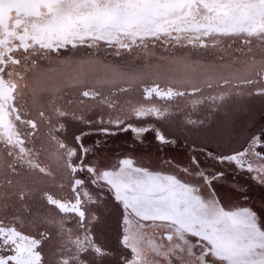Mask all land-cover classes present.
<instances>
[{
    "label": "snow or ice",
    "instance_id": "1",
    "mask_svg": "<svg viewBox=\"0 0 264 264\" xmlns=\"http://www.w3.org/2000/svg\"><path fill=\"white\" fill-rule=\"evenodd\" d=\"M257 101L264 0H0V264H264V127L228 139ZM81 124L204 143L174 172L93 163Z\"/></svg>",
    "mask_w": 264,
    "mask_h": 264
},
{
    "label": "flooded vegetation",
    "instance_id": "2",
    "mask_svg": "<svg viewBox=\"0 0 264 264\" xmlns=\"http://www.w3.org/2000/svg\"><path fill=\"white\" fill-rule=\"evenodd\" d=\"M176 51H179V49H173L171 47H168V52L165 53L164 46L158 45L154 50V56L152 58L155 59L156 56L160 55H171L173 52ZM132 123L134 125L140 126L145 124V121H139L134 119ZM172 126L173 125L165 127L167 132L177 140V143L174 145L160 144L155 140L154 133L151 132L144 135L142 143L137 141L134 137V134L130 131L119 132L117 135L114 136L103 137L98 135L93 129H90L87 125L82 124L70 127L65 133V135L68 136L69 140H71L74 135L79 134L81 130L90 133L89 135H85L83 137V143L85 147H93L95 145V142L97 140H100V148L95 152L94 155L90 154L87 157V159L91 160L93 163H115L117 158H120L122 156H131L137 160L138 164L148 166L153 170L161 171L160 169L155 168L163 166L162 168L164 170H167L164 172H174L176 170L175 165H177V158L182 157L178 154H181V152H185L191 155L193 147L196 146L193 145V142L191 143V140H189L184 134L172 135ZM39 131L41 135L44 134L45 130L42 125L39 127ZM177 148H180L181 152L177 151ZM160 152L163 154L164 157H166L165 160L174 161V165L169 166L167 163H165V160L164 163H162V161L160 160L155 161L156 159L158 160ZM107 227L108 234L114 239L116 232V220L114 215L108 220Z\"/></svg>",
    "mask_w": 264,
    "mask_h": 264
},
{
    "label": "rangeland",
    "instance_id": "3",
    "mask_svg": "<svg viewBox=\"0 0 264 264\" xmlns=\"http://www.w3.org/2000/svg\"><path fill=\"white\" fill-rule=\"evenodd\" d=\"M228 127L231 133L230 137L228 138L231 147L232 148L241 147L245 139L248 137V135L251 132L259 131L261 127H264V106H261V104L257 101L251 107L250 116L248 114L238 116ZM171 132H172V135L184 134L189 140H191V143L193 142V145L196 146L193 148H198L200 145L204 143V139L202 135L183 132L182 129L177 130L175 124H173L171 128ZM180 148H177V151L181 152ZM160 153L158 156L159 157L158 160L156 159L155 161L160 160L162 161V163H164V160L166 157H164L163 154L162 153L160 154ZM192 154L193 153H191V155ZM178 155L182 157L177 158V165H183L184 163H186L187 158L190 156L189 153H185V152L184 153L181 152V154H178ZM162 167H158V168L156 167L155 169H160L161 171H167V170H164ZM245 181H247L246 176L241 179V182H245ZM221 195L224 197H227V192H222ZM262 197H264V189H261L259 186L254 185L251 192L249 193L248 203L253 204L256 207H259L261 204Z\"/></svg>",
    "mask_w": 264,
    "mask_h": 264
}]
</instances>
